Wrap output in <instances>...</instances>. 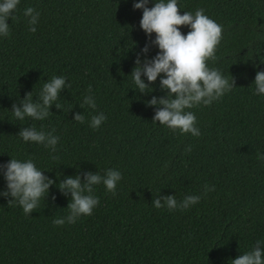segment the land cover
I'll return each mask as SVG.
<instances>
[{
	"label": "trees",
	"instance_id": "obj_1",
	"mask_svg": "<svg viewBox=\"0 0 264 264\" xmlns=\"http://www.w3.org/2000/svg\"><path fill=\"white\" fill-rule=\"evenodd\" d=\"M177 2L181 14L203 8L222 25L215 59L207 63L234 85L209 105L188 109L199 137L152 121L153 107L144 101L163 94L159 75L152 92L134 90L135 54L154 33L140 29L133 0H20L7 21L10 35L0 38V163L31 158L54 183L29 215L0 196V264H230L264 241V162L256 156L264 152V96L250 85L264 69V41L255 31L264 25V0ZM27 6L40 13L35 32L27 30ZM156 51L149 45L147 55ZM52 75H64L69 85L60 91L61 108L50 105L43 121L16 120L12 103L29 91L36 100ZM89 85L96 109L79 107ZM95 111L106 120L93 130L87 121ZM73 112L85 121L71 120ZM29 124L55 130L57 159L43 145L20 140L16 133ZM106 168L122 173L115 195L98 184L91 215L53 224L68 211L55 181L85 170L103 175ZM206 184L214 187L188 209L152 206L155 195L175 194L179 201Z\"/></svg>",
	"mask_w": 264,
	"mask_h": 264
},
{
	"label": "clouds",
	"instance_id": "obj_2",
	"mask_svg": "<svg viewBox=\"0 0 264 264\" xmlns=\"http://www.w3.org/2000/svg\"><path fill=\"white\" fill-rule=\"evenodd\" d=\"M19 3L20 0H0V38L10 35V24L7 21L9 17L14 18ZM148 4L149 0H133L132 4L133 8L141 9L140 29L146 36L153 33L154 36L135 54L130 71L131 83L139 93L152 92V82L159 75L157 87L163 94L151 95L144 101L153 107L152 121H158L173 133H190L199 137L201 133L195 123L196 116L188 109L197 105L207 106L234 87L231 76H225L219 68L210 67L207 63L215 59L222 25L205 14L203 8H196L194 12L183 11L181 14L177 11L181 8L177 0H152L150 7ZM23 15L27 18V30L35 32L39 11L27 6L23 9ZM178 26H186L188 31L182 33ZM256 29H259L255 30L256 40L264 41V25L259 24ZM149 45L158 49L151 57L147 55ZM250 85L254 94L264 96V69L255 71ZM68 86L64 75H52L43 80L35 95L36 100L32 99V91L25 92L22 98H18V103H12L10 112L18 121H43L52 113L50 105L61 108L60 91ZM90 89L91 85L82 96L79 107L87 105L90 109H96V101ZM71 120L83 123L85 116L82 112H73ZM105 120L103 111H95L90 114L87 123L95 130ZM54 131L51 128L45 131L42 126L37 128L29 124L20 127L16 134L22 142L43 145L49 150L50 158L55 160L60 137ZM256 156L264 162V152L258 150ZM9 157L0 163V178L4 181L0 196L10 197L8 203L19 205L23 213L29 215L48 195L49 186L53 185L54 180L45 175L42 171L44 168L37 167L33 159ZM82 177L77 172L55 181L57 189L68 197L65 206L68 211L64 216L54 217L53 224H71L82 215H91L94 207L99 204L95 186L103 184L106 192L115 195L122 173L117 168H106L103 175L98 171L85 170ZM212 187L206 184L202 193L184 195L179 201L175 194L155 195L151 203L154 208H166L168 211L188 209L200 200L201 195L211 191ZM229 260L230 264H264V241L257 239L250 249Z\"/></svg>",
	"mask_w": 264,
	"mask_h": 264
}]
</instances>
